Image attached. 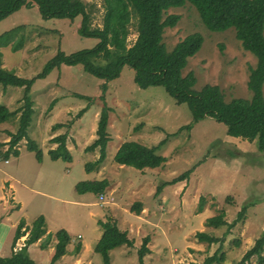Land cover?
I'll list each match as a JSON object with an SVG mask.
<instances>
[{"label": "rangeland", "instance_id": "1", "mask_svg": "<svg viewBox=\"0 0 264 264\" xmlns=\"http://www.w3.org/2000/svg\"><path fill=\"white\" fill-rule=\"evenodd\" d=\"M81 1L92 15L93 26L101 27L102 0ZM166 15L179 16L174 27L163 31L167 51L189 35L203 38L201 49L187 60L183 70V75L194 74V89L217 86L226 102L250 99L247 82L256 58L242 48L234 30L208 31L189 3L167 10ZM79 24V17L73 22L43 19L36 7L18 10L0 21V35L24 26L20 32L23 46L14 52L10 45L1 46L2 67L19 78L31 79L59 50L71 54L93 48L98 41L80 37ZM135 27L136 20L132 19L128 46L136 39ZM133 78L134 72L124 67L103 93L104 81L78 67L61 66L32 85L29 96L33 114L27 138L7 157L3 153L9 147V135L17 132L19 114L0 124V257L7 258L23 247L26 237L12 248L20 221L29 226L43 216L51 238L48 242L44 236L28 248L29 258L37 264H50L57 242L55 234L61 230L71 242L67 254L55 264H102L100 255L94 252L102 235L100 223L114 224L133 241L130 248L123 246L110 252L111 264H139L138 252L146 237L149 254L143 264L201 263L219 244H199L195 233L205 231L221 239L227 230L225 226L208 228L205 221L223 211L225 221L231 224L244 205L254 203L247 209L246 220L230 229L221 251L225 254L223 264H258L255 257L241 263L264 233V156L257 149V140L250 143L230 137L226 127L212 118L194 124L190 131L181 130L192 119L188 107L176 105L161 87L138 88ZM262 92L264 95V85ZM102 96L110 110V140L105 160L87 172L86 165L99 157L98 149L85 152V148L96 138ZM0 105L10 112L20 109L24 105L23 89L0 87ZM57 125L61 127L54 130ZM62 134L67 135L70 163L51 161L47 154L56 148L49 140ZM29 141L42 151V162L26 150ZM127 141L149 148L159 146L156 153L166 162L143 171L115 164L114 154ZM186 172H190L187 180L163 187ZM87 181L105 182L106 188L97 195L79 194L75 187ZM200 198L204 200L203 210L197 213ZM135 203L142 205L139 215L131 212ZM45 243L47 247L41 249ZM77 244L81 250L73 255Z\"/></svg>", "mask_w": 264, "mask_h": 264}, {"label": "trees", "instance_id": "2", "mask_svg": "<svg viewBox=\"0 0 264 264\" xmlns=\"http://www.w3.org/2000/svg\"><path fill=\"white\" fill-rule=\"evenodd\" d=\"M104 16L102 26H93V18L87 5L81 0H0V21L22 8L36 7L43 19L69 20L73 22L80 18L77 34L82 38H93L98 43L91 49L80 50L71 54L58 51L44 66L43 70L31 79L19 78L14 73L2 67L0 54V87L12 86L23 89L24 105L17 111L10 112L7 107L0 105V124L19 114L18 129L10 134L8 148L3 153L7 155L24 138L33 114L30 91L36 80L45 79L54 69L61 66L78 67L84 73L104 81L101 85L103 93L108 83L117 79L124 67L134 72L133 81L140 89L161 87L174 100L176 105H186L192 119L181 130L190 131L192 126L205 118H212L226 127V134L230 137L253 142L257 140V149L264 156V0H102ZM189 3L197 11L203 26L211 32H223L233 29L235 38L242 48L256 58V66L250 69L247 89L251 93L250 99H232L229 102L219 87L205 85L195 90L196 78L192 72L183 75L187 60L194 57L202 47L203 38L200 34H192L180 41L171 51H167L163 39V31L172 28L179 21L178 15H166L171 8L183 7ZM165 16V17H164ZM132 19L136 20V39L130 46L127 38L130 34ZM24 26H19L0 35V47L10 45L11 51H19L23 46L24 37L21 35ZM104 102L97 121L95 140L85 148V152L98 149L99 157L94 163L86 165L87 172L93 166L102 163L106 158V148L109 143L107 131L109 108ZM84 110H82L83 112ZM61 125L54 127V130ZM67 135L62 134L49 140L56 144L55 149L47 152L51 161L62 160L70 163L72 156L67 148ZM3 144H0V148ZM156 147H146L137 142H124L113 156V162L119 166L130 167L138 171L157 169L166 162V158L156 153ZM26 150L35 154L36 160L42 161V151L33 141L27 142ZM190 172L174 178L164 186H171L187 180ZM106 188L105 182H81L75 190L79 194H101ZM159 191L161 188H158ZM204 200L200 198L197 213L203 210ZM244 205L238 212L233 223L225 221V213L220 211L216 216L205 221V226L212 229L226 227L221 239L213 234L202 231L194 235L199 244L215 245L219 248L201 263L186 264H223L225 254L221 251L222 244L230 229L246 220L249 206ZM142 211L141 203L133 204L131 212L139 215ZM102 235L94 247L99 254L102 264H111L110 252L119 247H132L133 241L128 239L127 233L122 232L114 224L100 223ZM49 242L51 235L47 234L43 216H38L31 225L26 226L20 221L16 227L12 248L22 237H26L21 249L12 252L7 258L0 257V264H37L28 256V248L39 242L41 238ZM55 252L50 264H55L67 254L66 247L71 242L70 236L59 231L55 234ZM149 237L144 238L138 252L139 264L149 254L147 244ZM237 246L239 242L236 240ZM47 244H41L45 249ZM81 245L77 244L73 255H77ZM264 233L254 241L253 246L244 254L241 263L257 258L258 264H264Z\"/></svg>", "mask_w": 264, "mask_h": 264}, {"label": "built area", "instance_id": "3", "mask_svg": "<svg viewBox=\"0 0 264 264\" xmlns=\"http://www.w3.org/2000/svg\"><path fill=\"white\" fill-rule=\"evenodd\" d=\"M6 161V160H5ZM101 196V195H100Z\"/></svg>", "mask_w": 264, "mask_h": 264}, {"label": "crops", "instance_id": "4", "mask_svg": "<svg viewBox=\"0 0 264 264\" xmlns=\"http://www.w3.org/2000/svg\"><path fill=\"white\" fill-rule=\"evenodd\" d=\"M42 162V161H41Z\"/></svg>", "mask_w": 264, "mask_h": 264}]
</instances>
